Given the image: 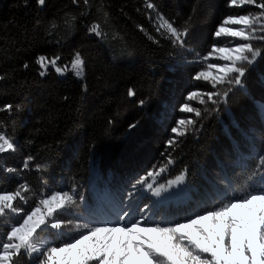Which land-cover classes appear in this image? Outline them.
Returning a JSON list of instances; mask_svg holds the SVG:
<instances>
[{"label": "trees", "instance_id": "obj_1", "mask_svg": "<svg viewBox=\"0 0 264 264\" xmlns=\"http://www.w3.org/2000/svg\"><path fill=\"white\" fill-rule=\"evenodd\" d=\"M147 3L180 24L193 15L187 48L194 52L211 43V33L225 14L242 11L229 9L227 0H90L87 9L83 0L79 5L46 0L43 7L36 0H0V75L5 76L0 81V106L22 105L11 116L0 113V130L18 145V151L0 154V188L14 189L27 181L33 193L74 191L84 203L91 185L129 188L154 165L167 164L170 156L175 162L159 181L174 179L187 169L185 184L196 196L216 191L222 174L239 188L256 171L255 157L242 166L229 164L241 158L240 145L243 151L264 146L259 139L253 145L255 137L250 135L260 127L264 141V114L258 107L264 103V54L249 68L243 88H234L218 104H196L208 111L200 118L187 114L197 120L195 127L166 147L174 126L169 117H181L177 109L193 90L189 86L212 89L191 79L192 66L184 58L192 56L179 55L166 40L153 43L136 27L142 25L156 35ZM94 19L105 25L106 40L87 33L86 25ZM255 43L264 48V42ZM74 49L86 60V93L71 71L60 77L50 68L40 77L34 63L38 54L59 53L63 65ZM26 62L28 68L23 67ZM129 87L136 90L133 98L126 95ZM142 98L148 100L144 107L137 103ZM132 123L137 126L129 130ZM27 155L47 168L38 172L30 165L22 170ZM6 167L17 171L6 173ZM18 264L31 260L23 255Z\"/></svg>", "mask_w": 264, "mask_h": 264}, {"label": "snow or ice", "instance_id": "obj_2", "mask_svg": "<svg viewBox=\"0 0 264 264\" xmlns=\"http://www.w3.org/2000/svg\"><path fill=\"white\" fill-rule=\"evenodd\" d=\"M72 2L79 5L80 0ZM89 3L90 0H83L86 9ZM36 4L43 7L46 0H36ZM146 6L155 12L153 26L156 35L142 25L136 27L153 43L159 44L163 39L179 55L187 52L192 56L191 60L184 58L192 66L191 79L204 81L213 89L205 92L198 84L190 85L195 90L188 91L183 98L184 103L178 109L180 114H194L200 118L208 111L207 107L203 111L192 107L191 101H198L201 105L225 101L234 88L245 86L249 68L264 54V48L255 43L264 42V0H227L229 9L242 11L225 14L211 33V43L201 52L187 48L193 15L180 24L159 12L155 4L147 3ZM249 6L257 11H247ZM195 12L194 6L192 13ZM52 27L55 28V24ZM104 27L95 19L86 25L88 34L106 40L108 33ZM210 58L217 62L210 63ZM61 60L59 53L36 55L34 63L38 66V75L47 76L50 68L59 76L71 71L81 81L82 92L86 93V60L82 52L74 49L63 65ZM23 67L28 68L29 64L26 62ZM4 79L5 76L0 75V81ZM126 95L135 97V88L129 87ZM63 99L67 101L68 98ZM137 103L144 107L148 100L142 98ZM258 107L264 114V103ZM21 109L22 105L9 102L0 106V113L11 116L14 110L19 112ZM196 123L191 116L175 119L170 128L172 135L165 141L166 147L175 145L178 138L186 135ZM136 126V123L129 124L128 129ZM16 151L18 145L14 137L6 130H0V154ZM174 162L169 156L167 164L154 165L136 179L127 199L131 201L142 187L160 197L169 189L183 185L187 169L168 180L166 185L149 183ZM30 165L38 172L47 168L45 163H35V157L27 155L22 170L29 169ZM4 171L13 173L17 170L6 167ZM257 174L259 180L241 185L239 192L231 185L223 189L217 187L187 215L159 221L148 218L150 205L144 204L138 209V219H127L132 212L125 211L114 220L100 221L90 215L87 222L77 223L85 217L77 215L83 197L78 200L74 191L60 189L33 193L27 181L17 183L14 189L0 188V264H18V258L23 255L30 258L31 264H264V151L256 161L253 176ZM67 215L75 216L76 220L67 219ZM73 229L78 231L72 233ZM70 234V241L61 238ZM49 236L55 238L49 239Z\"/></svg>", "mask_w": 264, "mask_h": 264}, {"label": "rangeland", "instance_id": "obj_3", "mask_svg": "<svg viewBox=\"0 0 264 264\" xmlns=\"http://www.w3.org/2000/svg\"><path fill=\"white\" fill-rule=\"evenodd\" d=\"M255 11L257 10H252V12H255ZM150 17H151L152 22H154L155 12H153L152 10L150 13ZM209 62L211 63V62H217V61L215 58H210ZM219 62L223 63L222 61H219ZM201 82H204V81H201ZM208 85L211 88V85L210 84ZM186 95L187 93L184 95V97ZM183 103H184V99H183ZM189 103L191 104L192 107H197L196 104H199L198 101H191ZM180 116H181L180 118H187L186 117L187 114H181ZM169 118L172 120V122H174L175 119H178V118L173 119L171 117ZM261 131H263V129H260L259 127L258 132L250 133L251 138L252 136L255 137L254 140L252 141L253 145L258 139L261 140L262 142L261 146L264 144ZM238 149L240 150V153H241V161H240V158H237L231 165L229 164V166H238L239 165L238 162L243 163L252 158V155L250 154L252 150H250L249 147H247L246 151H243L244 145H240ZM257 149L258 148H254V152ZM260 150L264 151V146H262ZM159 178L160 177H157L155 180H149V183H152L154 186L158 184H164V185L167 184V181L160 182ZM218 179L219 180H217V185L221 189L226 188L230 185L228 175L222 174V177L220 176ZM258 180H259V174H257L254 177H249L248 181L245 182V186L249 183H255ZM89 189H90V195L88 196L87 200L84 201V203H80V209L77 212V215H82L85 217V219L78 220L76 221L77 223L87 222V217H89L90 215L94 216L97 220H100V221L114 220L117 215H123L125 211L132 212V216L127 219H133V218L138 219L140 215L138 212V209L143 208L144 204L150 205V210L148 212V218L150 220L159 221L161 219H168V218L175 219L179 216L187 215L190 211L195 209L196 204L200 203L202 199L203 200L206 199L207 196L209 195L207 192H201L199 193L201 197L198 194H196V197L198 196V199H197L195 196L191 195L190 193L191 187L186 186L185 183L173 189H169L167 192L162 193L160 197L153 196L152 193L147 190V188L142 187L139 190V193L131 201L127 199V194L131 190V186L129 188L128 187L122 188L119 186L109 187V186H105V183H104L100 186L98 185L96 188L92 187L91 185ZM208 191L214 192L215 190L212 191L211 189H209ZM236 191L239 192L240 189L239 190L236 189ZM202 194H204L203 197H202ZM189 198H192L193 200L192 203H190V205L187 207L183 206L184 207L183 210L180 208V211H179L177 207H180L181 203L186 202L187 200H189ZM170 206H174V211L171 210ZM66 218L71 219V220H76V217L72 215H69V217H66ZM65 231L69 232L68 229H66ZM75 231H78V230L73 229L72 233H74ZM61 238L70 241L71 234L61 237Z\"/></svg>", "mask_w": 264, "mask_h": 264}]
</instances>
